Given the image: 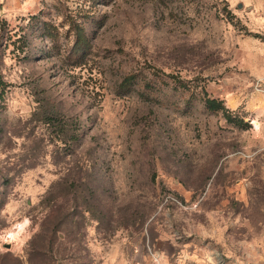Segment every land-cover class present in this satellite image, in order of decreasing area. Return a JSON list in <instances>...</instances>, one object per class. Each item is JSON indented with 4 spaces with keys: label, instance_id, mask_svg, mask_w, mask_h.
Instances as JSON below:
<instances>
[{
    "label": "rangeland",
    "instance_id": "obj_1",
    "mask_svg": "<svg viewBox=\"0 0 264 264\" xmlns=\"http://www.w3.org/2000/svg\"><path fill=\"white\" fill-rule=\"evenodd\" d=\"M0 264H264V0H0Z\"/></svg>",
    "mask_w": 264,
    "mask_h": 264
},
{
    "label": "trees",
    "instance_id": "obj_2",
    "mask_svg": "<svg viewBox=\"0 0 264 264\" xmlns=\"http://www.w3.org/2000/svg\"><path fill=\"white\" fill-rule=\"evenodd\" d=\"M85 41V37H84V31L82 29L81 25H77L75 28V42L78 43H83ZM134 79L133 75H129L125 78L124 82H131ZM205 97H204V103L205 106L209 109V110H221L223 113V116L225 117V119L227 121L230 122H234L235 124H242L243 121L241 120V118H232L230 111L224 106L223 102L219 99L216 98H211L208 97L206 95V93H204Z\"/></svg>",
    "mask_w": 264,
    "mask_h": 264
}]
</instances>
